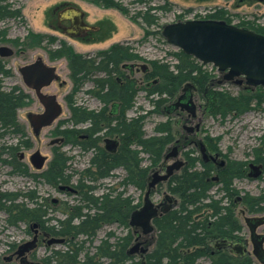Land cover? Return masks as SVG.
<instances>
[{
	"label": "trees",
	"instance_id": "16d2710c",
	"mask_svg": "<svg viewBox=\"0 0 264 264\" xmlns=\"http://www.w3.org/2000/svg\"><path fill=\"white\" fill-rule=\"evenodd\" d=\"M139 1L149 5L154 0ZM155 1H160L161 4L147 7L145 11H139L134 16V20L140 19V23L145 27L146 37L154 35L149 32L150 28L160 26L158 12L166 14L173 8L170 0ZM93 3L103 9L118 10L127 16V11L118 0H93ZM212 11L204 19L223 22L227 25L232 23L231 15L226 9L216 7ZM190 12V9L185 11V13ZM18 18H22L21 11L11 8L6 0H0V19ZM237 26L264 35V25L241 22ZM38 38L42 40L44 36H38ZM47 40L49 43L55 41L52 37H48ZM61 48H59L60 53H62ZM66 57L72 81L69 107L73 120L77 122L80 118L92 119L93 133L108 128V134H117L120 139V147L116 155L107 156L101 153L100 158L98 156L93 160L97 168L95 172L88 175L93 181L108 177L113 169L121 166L126 171L124 184L144 192L148 187L150 170L160 164L166 147L171 144L173 138L170 122L157 125L155 135L148 137L143 130L144 116L131 119L126 117L127 112L134 106L139 90L144 91L146 97L152 99L151 113L157 114L161 113L167 102L178 96L187 83H191L199 94L204 95L206 92V96L211 100L213 116L222 120L229 117L238 118L251 111L255 103H262V100L248 89L239 95L210 90L212 78L202 68L203 65H199L197 60L181 50L173 55L176 61L173 67L161 61H149L144 75L145 84L141 87L137 85L132 75L126 78L120 67L124 63L143 60L127 44L116 43L92 56L74 54L68 49ZM86 81L94 84L89 93L105 104L97 114L73 107L72 98L83 88ZM22 99L21 95L13 96V93L0 92L1 123L6 124L8 121L7 123L10 124L15 119V105H20ZM111 103H113L114 111L108 116V106ZM90 140L91 147H95L96 141ZM136 148L140 149V153L148 156L150 162L148 166L142 165ZM254 150L257 152V160L264 165V138L261 140V148ZM66 162V158L55 159L51 167L52 175L56 178L60 177L58 173L66 166ZM242 166L243 164L239 162L228 165L225 170L227 174L222 175L219 182L220 193L224 194L220 199H215L210 194L217 184L207 182L209 167L206 168V172L189 171L186 168L179 175L172 177L167 184V190L176 196L178 204L168 213L153 220L154 232H156L155 245L144 260L129 254V247L133 242L132 230L136 229L129 226L130 215L137 209L133 200L130 197H124L123 192L112 198L107 195L101 200L93 197L90 192L92 187L87 191L82 190L83 201L86 202L87 207L93 205L96 212L84 214L83 208L72 209V218H78L80 223L73 226L69 220L66 229L54 235L65 238L64 249L53 250L49 257V264H199L198 261L202 257L208 259V264H240L227 252L217 251L212 254L211 245L217 240L233 238L234 233L240 229V224L233 213L224 206L223 199L227 197L232 204L235 196L239 195L229 179L233 173H241ZM241 199V205L251 213H264V193L257 197L246 194ZM14 210L21 216H27L30 213V209L23 205L8 209L9 213ZM207 211L210 214L205 215ZM114 223L126 228L127 235L117 238L115 243H110L111 233H109L107 239L102 240L101 244L95 247L94 252L85 251V243L95 238L102 225ZM81 237L85 239L80 240Z\"/></svg>",
	"mask_w": 264,
	"mask_h": 264
},
{
	"label": "flooded vegetation",
	"instance_id": "af4514ba",
	"mask_svg": "<svg viewBox=\"0 0 264 264\" xmlns=\"http://www.w3.org/2000/svg\"><path fill=\"white\" fill-rule=\"evenodd\" d=\"M64 19L69 21L68 25H62L61 20L63 19L60 18L56 25L53 26L71 38H75L84 43L90 42L92 33L95 32V30H92V28H89L83 22L84 18L82 15L76 16L73 14L70 16V18ZM6 20L11 19H0V23ZM1 36L2 33H0V39ZM4 46L10 48L13 51V54L10 56H3L0 52V92L7 94L13 93V96L21 95L23 99L21 100L20 105H15V119L11 121L10 124L7 123V121L6 124L8 125L0 122V177L4 176V178H6L5 181L0 180V214H3L5 217L4 229H6V231L10 228H18L19 225H21L25 228L24 231L29 236V238L28 240L22 241L20 243L5 242L9 253L2 259V261L3 264H49V257L53 251L49 249L58 245L49 244L48 242L52 238H63L54 235L63 232L66 229V225L69 220L73 226H76L80 223L78 218H72V209L83 208L82 212L84 214H94L96 212V209L92 207L93 205H90V207L93 208L91 209L90 207H87L86 202L83 201V197L81 196L82 190L87 191L90 189V187H92L90 192L92 193L93 197L100 198L102 200V198L107 195H109V198H112L120 192H123L124 194V191L129 187L126 185V183L124 184L126 171L121 166L113 169L108 177L99 179L98 181H93V179L88 176L95 172L97 167L93 164V160L98 158V156L100 158L101 153H104L107 156H114L118 153L120 139L117 134H108V128L103 129V131L93 133L92 129L94 123L92 119L80 118L77 122L73 120L69 107V100L71 99L72 92V81L70 76L68 79H62V72L64 69L67 70L70 75L69 62L67 57L57 50L61 47L60 44L53 46V51H41V55L37 56L36 59L33 60L31 57L28 62H24L23 65L19 67L14 66L17 61L13 62L12 66L9 65V62H6L7 59L13 58L15 52L10 47V44L6 43ZM32 52L35 51H30L27 54L30 55ZM96 53L86 55L92 56ZM27 57L29 58V56ZM137 62L124 63L120 66L122 71L128 73L125 74L126 78H129L131 75L134 77L135 74H142V76L145 75L147 70L144 72L141 67L142 64L138 65ZM129 65L133 66L130 67ZM4 78H8L13 81L11 82V88L8 90H5L3 82ZM70 82L71 89L67 91L68 83ZM87 85L90 86V89H87L84 94H87L90 100L98 103L100 106L99 108L88 109L77 103L76 95L79 94L80 91L84 89V86ZM84 86L72 98L74 102L73 107L77 110H86L87 112H93L97 114L103 109L105 104L102 103L98 97L89 93V90H92L94 86L91 81H86ZM184 88L185 86H183L174 102L164 106L161 110L160 114L167 117L169 119L168 122H171V116L178 115L179 113H185L186 120H194L191 114L185 109L182 110L181 107H174V104L180 97H183L182 101H186L190 94L192 95L194 101L193 88H191V90L189 89V92L184 91ZM112 105L113 103L109 104L108 106V116L112 115V111H114ZM191 122L192 121L189 123ZM189 127L193 126H183V130H185L188 134H193L194 132H198L200 130V127L196 129L194 126L193 132H189L186 129ZM41 138L50 140L48 141V148L50 150L47 154L35 147V142H38V140ZM172 138L173 142V130ZM90 139L96 141L95 147H91ZM186 140L187 138H185V141ZM175 143L176 144L171 148L170 151H164L162 161L167 162L171 160L172 162L170 164H172L179 160L182 162V166L179 170L174 171L173 175L166 182L159 183L152 190L151 196L157 187L163 184H166L167 187L169 180L175 175H179L186 168L189 171L202 170L206 172V168L209 167L210 172L207 182L217 184L210 191V194L215 199H220L224 196L223 193H220L221 186L219 185V182L222 179L221 176L227 174L225 173V170L229 164L235 162L243 164L242 172L237 174L233 173L229 179L232 182V186L236 190V182L240 181L241 179L243 180V178L258 180L264 170V165L256 158V150L253 151L251 155V162L248 163L247 160L246 162H243L230 158V156H222L221 153L217 152L218 149L216 148L211 150V153L205 146V151L203 152L201 149V145H204L203 143L198 144V155H196L193 149H185L181 153L178 147L179 142L176 141ZM174 148H176L177 157L166 160L165 156L171 153ZM196 148L198 147L196 146ZM65 149H67V151H65ZM75 153H78V155L89 156L87 166L81 170L72 167V161L74 159L73 154L76 155ZM37 154H39V156H35ZM62 158L67 159L66 166L59 171L58 175L60 174V177L56 178V176L52 175L51 173V167L55 159L62 160ZM40 164L41 167H39ZM168 165H166L164 172L154 171L153 173L158 172L160 174H164ZM117 171H122V175H115ZM113 177L118 180L121 179L119 180V185L122 188L121 191L115 192L117 187L115 189L110 186L107 189V192L97 194L98 190H101L105 186L103 181ZM18 178L26 181L24 183L27 185V190H13L12 192L6 190V185L10 182V180H15ZM150 180L151 178L149 176V181ZM43 189H47V193L44 192ZM51 192H56L58 195L62 196V198L59 199L57 197L51 196ZM43 193L44 196H42ZM245 195L241 196L239 194L238 196H235L232 204L229 203V199L227 197L223 199L224 206H226L227 209L233 213L237 221L238 219L236 217V209L239 205H241V198ZM259 195L261 194H258L257 196ZM166 196L170 197L171 202L166 200ZM175 197L176 196L170 193L165 195L164 201L160 204H157V217H161L177 206V198L175 199L176 201H174ZM17 205H23L29 208L30 213H28L27 216H21L16 210L9 213L8 209H13ZM166 208H169L168 211L163 212V210ZM207 214H210V212H205V215ZM240 214L248 230V237L245 238L244 227L239 223L240 229L234 233L233 238L217 240L211 245L213 249L212 254L217 251L227 252L230 256L236 258L239 263L250 264L251 260H247L246 258L251 256L252 253L259 263L263 264L255 256L254 250L257 246H259V240L257 239V236H264V232H259L260 229L264 227V213H251L248 211V209H246V211ZM253 219L258 220L260 223H258L256 226L253 225L257 222L256 220L252 221V224L250 221ZM110 225L111 224H104L100 227V229ZM136 231H140V234L134 238V247H136L135 253H140L142 260H144L145 257L151 252L149 251V248L144 246L146 242L145 236H148L152 233L143 235L142 230L139 228H136ZM35 238L36 242L33 249L29 252H26L23 256H19V249L26 243L33 241ZM223 241H226L227 244L229 243L233 245L242 244L247 251L244 255H237L232 247H224V245L221 244ZM41 243L44 245L45 249L49 250V252H47L46 256L40 261L33 260L31 256H33V253L38 249V246ZM261 248L264 250V242L262 243ZM202 260H206L207 263L209 262L206 257H202L198 261L199 264H201Z\"/></svg>",
	"mask_w": 264,
	"mask_h": 264
},
{
	"label": "rangeland",
	"instance_id": "374dc122",
	"mask_svg": "<svg viewBox=\"0 0 264 264\" xmlns=\"http://www.w3.org/2000/svg\"><path fill=\"white\" fill-rule=\"evenodd\" d=\"M119 4L127 11V16L115 9H103L97 7L93 0H6V3L11 8L19 9L22 14V18L6 20L0 23V33H2L0 39V47L4 44H10L14 50L15 55L11 59H7L12 66L13 62L17 63L15 67L22 66L24 62H28L31 57L36 59L41 55V51H53V46L61 45L63 55L66 56L68 49L74 54H93L97 51L105 50L109 48L113 43H124L130 46L133 52L141 59L138 61V65L147 64L149 61H161L164 64L174 66L176 64L173 58L174 53L179 49L169 44L163 34V29L168 24L177 22H186L189 20L203 19L210 14L216 7L224 8L231 15L230 19L232 23L230 25L237 26L241 22H249L255 25H264V2L259 0H170L173 4V8L170 12L162 14L158 12L160 16L159 27H152L149 32L154 33L148 37L145 36V27L140 23V19L134 20V16L139 11L143 12L147 7L156 6L161 4L160 1H151L149 5L140 3L139 0H118ZM187 9H190V13H185ZM82 15L83 22L95 32L92 33L90 42H81L75 38H71L63 32L55 28L56 23L60 18L62 25H68L69 21L64 18H70L71 15ZM64 17V18H63ZM38 36H44V39H39ZM48 37L55 39L54 43L48 42ZM64 46V48H63ZM59 50V49H57ZM30 51V55L27 54ZM25 52V53H22ZM29 56V58L27 57ZM198 62V61H197ZM199 65H202L198 62ZM14 68V67H13ZM207 71L208 75L212 78L209 86L213 91H224L231 95H239L245 90H251L253 94L257 95L262 103H255L253 109L238 118L229 117L225 120L219 117H214L212 114L211 100L204 95L199 94L198 91L193 92L194 102L196 104V118L194 120H186L185 113H179L178 115L171 116V125L174 134V141L169 144L165 151H170L171 148L178 141L179 150L193 149L196 155L199 154L198 144L203 143L204 146L212 153L214 148L218 149L217 152L222 156H230V158L246 162H251V155L255 148H261V140L264 138V86L247 87L245 83L243 85H236L233 82L223 81L224 73H220L213 65L207 64L202 66ZM124 75L128 74L123 71ZM69 73L67 70H63L62 79H68ZM134 80L139 87L145 84L144 76L142 74H135ZM68 81V80H67ZM5 90L11 88V81L8 78L3 79ZM143 82V83H142ZM71 89V82L68 83V90ZM90 86H84V89L76 95V101L78 104L88 108L96 109L100 106L98 103L90 100L87 94H84ZM82 92V93H81ZM176 99V98H175ZM174 99V100H175ZM152 99L147 98L145 92L139 90L134 106L127 112V118H137L144 116L143 130L146 136L155 135V127L161 123L168 122V118L161 114L151 113L153 110ZM174 100L167 102L164 106L174 102ZM192 121L191 123H189ZM199 124L200 130L193 134H188L183 130L184 125L196 126ZM185 138L187 140L185 141ZM48 139H39L35 142V147L44 151L45 154L49 153ZM195 144V145H194ZM196 146L198 148H196ZM185 147V148H184ZM67 151V149H65ZM141 158L143 166L150 164L148 156L140 153V149L136 148ZM73 154L74 159L72 161V167L78 170L87 166L89 156ZM182 159V158H181ZM224 159V157H223ZM172 161H162V163L150 170L151 174L154 171L164 172L166 165ZM115 175H122V171H117ZM1 181H5L4 176L0 177ZM121 180V179H119ZM119 180L115 177L109 178L103 181L104 188L98 190L97 194L107 192V189L112 186L116 189L115 192L121 191ZM12 181V183H11ZM26 181L21 178L10 180L6 185V190L9 192L14 191H26ZM235 187L239 194H250L257 196L264 193V170L258 180L243 178L236 182ZM47 193V189H43ZM215 190V189H214ZM43 192V191H42ZM168 193L166 184L157 187L152 193L151 199L155 205L164 201V197ZM44 196V193L42 194ZM51 196L62 198L56 192H51ZM124 197H130L137 208H141L144 204L145 191L141 192L129 186L124 191ZM176 197L174 198V201ZM175 204V203H174ZM246 211L245 207L239 205L236 209V217L238 222L244 227V236L248 237V230L245 226L244 220L240 213ZM244 215V214H243ZM57 216V215H56ZM5 217L0 214V264H3L2 259L8 255V247L5 242L20 243L28 240L29 236L24 231L25 228L19 225L18 228H10L6 231ZM259 232H264V227ZM111 233L109 242L115 243L117 238L127 235L128 230L119 224H111L108 227H104L98 231L95 238L91 242L85 243V251L90 253L94 252L95 247L101 244L102 240L107 239L108 234ZM133 242L129 247V250L135 246L134 238L140 234V231L132 230ZM144 246L151 251L154 247V240L156 238V232L145 236ZM85 239L84 237L79 238ZM64 249V245L54 246L49 250ZM49 250L45 249L41 243L38 249L33 253L32 259L40 261L43 259ZM252 252V251H251ZM134 257L142 259L140 253H135ZM247 260H251L250 264H261L253 256H248ZM17 264V263H15ZM201 264H208L206 260H202ZM242 264V263H240Z\"/></svg>",
	"mask_w": 264,
	"mask_h": 264
},
{
	"label": "water",
	"instance_id": "95a60500",
	"mask_svg": "<svg viewBox=\"0 0 264 264\" xmlns=\"http://www.w3.org/2000/svg\"><path fill=\"white\" fill-rule=\"evenodd\" d=\"M259 1L264 2V0ZM163 36L169 44L193 57L203 65L212 64L220 72L224 73L223 81L233 82L240 86L245 83L247 87L264 86V35L219 21L189 20L166 25L163 29ZM0 52L3 56L13 54V51L5 46L0 48ZM129 66L132 67L133 65ZM141 67L144 72L147 70V65L143 64ZM191 88L194 89L193 85L187 83L184 91L189 92ZM182 99L183 97H180L174 107L185 109L195 118L197 115L196 106L192 95L190 94L186 101H182ZM195 128L198 129L199 124ZM186 129L189 132H193L194 127ZM201 149L204 152L205 146L201 145ZM35 156H39V154ZM176 157L177 152L176 148H174L171 153L165 156V159ZM181 166L182 162L178 160L168 165L164 174L158 172L152 174L145 193L143 206L133 211L130 215V227L141 229L143 235L153 233V220L158 216V206L153 203L151 192L159 183L166 182L174 171L179 170ZM39 167H41V164ZM166 200L171 202L169 196H166ZM168 209H164L163 212L168 211ZM255 220L253 219L250 222L252 223ZM256 221V224L252 223L255 226L260 223L258 220ZM257 239L259 240V246L254 250V254L264 264V250L261 248L264 236H257ZM35 242L36 238L23 245L19 249L18 255L23 256L26 252L31 251L35 246ZM64 242V238H52L48 243L62 245ZM221 244L224 247H232L237 255H244L247 251L242 244H227L226 241L221 242ZM135 252L136 247L129 250L131 255Z\"/></svg>",
	"mask_w": 264,
	"mask_h": 264
}]
</instances>
